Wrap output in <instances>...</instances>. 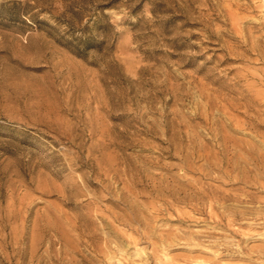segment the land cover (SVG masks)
<instances>
[{
	"label": "rangeland",
	"instance_id": "1",
	"mask_svg": "<svg viewBox=\"0 0 264 264\" xmlns=\"http://www.w3.org/2000/svg\"><path fill=\"white\" fill-rule=\"evenodd\" d=\"M0 264H264V0H0Z\"/></svg>",
	"mask_w": 264,
	"mask_h": 264
},
{
	"label": "bare ground",
	"instance_id": "2",
	"mask_svg": "<svg viewBox=\"0 0 264 264\" xmlns=\"http://www.w3.org/2000/svg\"><path fill=\"white\" fill-rule=\"evenodd\" d=\"M225 217V216H224Z\"/></svg>",
	"mask_w": 264,
	"mask_h": 264
}]
</instances>
